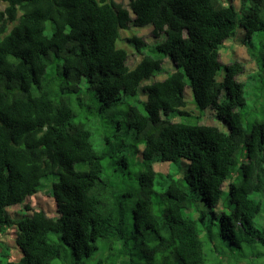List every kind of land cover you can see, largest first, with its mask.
I'll list each match as a JSON object with an SVG mask.
<instances>
[{
  "label": "trees",
  "instance_id": "trees-1",
  "mask_svg": "<svg viewBox=\"0 0 264 264\" xmlns=\"http://www.w3.org/2000/svg\"><path fill=\"white\" fill-rule=\"evenodd\" d=\"M1 3L0 233L19 256L0 264H49L61 244L82 264L98 241L97 264H264V117L244 112L240 62L218 78L237 26L245 44L264 32V0ZM148 25L160 40L126 38L141 55L131 68L120 31ZM252 56L264 65V51ZM166 57L173 69L143 84ZM187 86L220 125L183 109ZM104 127L124 129L137 155L121 191L110 169L123 175L129 161L112 158ZM180 160L183 174L155 182L156 162ZM42 191L53 215L29 204Z\"/></svg>",
  "mask_w": 264,
  "mask_h": 264
},
{
  "label": "rangeland",
  "instance_id": "rangeland-1",
  "mask_svg": "<svg viewBox=\"0 0 264 264\" xmlns=\"http://www.w3.org/2000/svg\"><path fill=\"white\" fill-rule=\"evenodd\" d=\"M122 4L125 5L126 0H121ZM5 7V3L0 4V10ZM11 24L8 28H11ZM151 26L145 27H130L125 30L120 31V40L117 41V45L125 48L129 53L128 64L133 68L138 61L141 59V55L130 45L129 41L126 38H129L132 35H141L144 42L147 44L160 40V36L156 37L151 33ZM245 31L243 28L237 26L236 33L233 37H230L223 41L219 48V61L221 63V69L218 74L220 79L223 74V65L238 61L242 64L243 69L240 74L237 75L236 79L239 82H242L243 95L245 97V107L244 112L247 114V118L250 120L261 119L264 117V65L257 63L256 59L252 55H258L264 51V32L256 31L250 35V44H245L241 42V38L244 37ZM154 44V43H153ZM245 44V45H244ZM148 49L147 47H144ZM248 48L251 50V54L248 52ZM144 49V50H145ZM258 57V56H257ZM173 69V64L169 58H163L161 62V69L153 73V75L145 80L143 84L151 82V80H161ZM142 97L143 95L140 94ZM144 97V96H143ZM184 97L186 100V106L183 108L187 112L194 113L199 116V123L207 124H216L220 125V122L213 117V111L210 108L200 110L196 108V105L192 98V93L190 88L185 87ZM171 119H180L178 116H172ZM101 132L104 135H108L112 148V158L122 159L123 157L127 158L129 161V167L124 169V174L121 175L119 169H115L117 165L111 167L110 173L112 174L113 180L116 182L117 190L121 191L125 185L131 180L134 181L136 174L139 171V164L137 163V155L133 152V148H130L127 144L129 142L128 135L123 129L119 136H115L108 130L106 127L101 128ZM120 141V142H119ZM122 141L127 142L126 145H123ZM154 169L156 171L155 182L161 181L163 175L167 172L176 174V176L183 174L185 170V164L183 160L178 161L177 163H159L154 164ZM129 178L131 180H129ZM156 188H159V185L156 183ZM29 204L32 207L37 209L41 208L50 215H53L55 209V203L53 197L47 192L42 191L36 193L34 196H31L29 199ZM20 206L14 205L8 209V213L11 217H15L16 212L19 211ZM129 213V209L126 210ZM131 220H129L128 227L130 226ZM11 232V229L8 230ZM53 240L57 241L58 238L55 234L50 235ZM12 235H2L0 233V258H17L19 256L18 250L13 247ZM97 250L87 259L85 262L87 264H97V260L103 256L105 253L101 244L97 242ZM264 262V257L260 260ZM49 264H81L73 262L71 257V251L69 247L61 244V257L51 261ZM245 264V263H240Z\"/></svg>",
  "mask_w": 264,
  "mask_h": 264
}]
</instances>
